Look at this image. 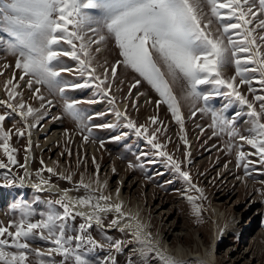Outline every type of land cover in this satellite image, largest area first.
I'll return each instance as SVG.
<instances>
[{"label": "rangeland", "instance_id": "1", "mask_svg": "<svg viewBox=\"0 0 264 264\" xmlns=\"http://www.w3.org/2000/svg\"><path fill=\"white\" fill-rule=\"evenodd\" d=\"M82 2L87 3L88 0ZM83 11L94 14V10ZM205 14H209L207 8ZM260 19H264V16L255 19L250 27L256 28ZM91 27L98 26L92 24ZM215 27L214 23L212 30ZM254 34L264 35V30L256 28ZM100 35L106 39L99 45L92 44L90 51L92 67L96 69L97 75L103 76L104 69L116 65L122 57L114 37L105 29L98 31L95 36L85 30L86 39H98ZM75 43L79 44L78 41ZM261 46L264 48V42ZM63 48L69 50L70 46L64 44ZM97 48L99 51H96ZM15 61L16 56L7 51L6 46H0V100L10 103L23 101L38 111L25 121L19 115V109L12 112L6 106H0V115L8 113L2 127L11 133L9 145L16 149L13 155L17 161L11 164L0 149V160L8 165L7 168H0V226L7 227L10 222H18L24 205L32 212L29 217L32 222L45 218L50 211L63 213L60 204L50 203L56 200L64 202L57 194L38 193L24 185L20 186L30 134L32 178L55 182L73 189L79 197L92 196L96 202V197L102 193L110 198L107 201L100 200L102 206L116 205L117 200L124 201L121 213L127 214L130 210L137 212L149 237L152 240H156V236L161 238L156 240L155 245L166 256L183 264H264V163L255 154L256 149L240 140L239 136L230 138L226 132L210 127V114L197 111L193 115L190 101L184 99V81L173 82L166 76L179 102L183 121L181 128L167 104L163 103V98L130 67L118 65L117 75L108 77L105 92L98 87L99 81L89 79L87 73L80 74L78 61L62 56L57 67L72 70L62 72V78L69 84L87 82L89 86L66 88L65 95L61 97L50 93L43 85H33V89L29 90L27 78L19 79L22 73L15 67ZM221 72L224 78H231L235 75V65H225ZM248 78L252 80L251 87L257 90L255 94L264 95V86L259 83L260 73H253ZM10 79L17 85L15 90L19 93L15 100L9 99L8 91L11 89L5 88ZM137 79L141 83L130 87ZM235 83L249 101H254V94L249 92L248 85L239 84V77ZM37 87L44 101L37 98L34 91ZM200 88L207 90L211 86ZM113 97L114 101L110 103ZM48 101H51L50 105ZM65 101H78L76 108L80 120L73 119L65 111ZM157 101L161 102L157 104ZM227 102L226 97H216L209 101V106L219 110ZM255 104L259 110V102ZM196 107H204L203 102H199ZM117 111L126 114L137 126L144 125L141 129L144 134L137 136L133 129L127 128V119L125 116L117 117ZM248 111L246 105L237 102L226 113L229 119L237 112L242 113L235 121V128L244 136L250 135ZM151 117H156V123L151 121ZM18 129L24 135H17ZM213 131H217L218 135L214 136ZM153 132V142L160 143V149H154L148 143L147 137ZM229 143L233 144L231 151L227 149ZM237 145L243 147L237 148ZM160 151L167 152L180 163L181 170L190 174L191 184L202 189L203 197L175 171L166 156L158 154ZM238 151L244 152L246 157L239 167ZM244 164H248L247 175ZM67 176H71V180L64 178ZM81 179L84 184L91 186L90 189L80 186ZM189 196L195 199L190 201ZM17 204L21 207H14ZM194 204L198 206L199 216L194 211ZM99 214L101 222L91 223L92 227L83 234L91 236L104 247L87 253L85 258L93 264L99 261L112 264L113 259L115 264H163L154 251L142 257L141 248L135 250L141 245L132 239L129 231L109 227L113 219H118L113 211ZM107 215L110 217L105 218ZM82 223L89 222L77 216L74 220L69 217L67 224L72 231L66 235L81 234L79 226ZM14 230L9 228V231ZM106 237H111L113 242L121 241V251L117 252L111 247ZM28 243L31 248H38L41 252L54 247L38 237ZM80 252L84 254L83 249ZM53 258L55 264L63 259L55 253ZM27 264H39L34 254H29ZM65 264H74V259H69Z\"/></svg>", "mask_w": 264, "mask_h": 264}, {"label": "snow or ice", "instance_id": "2", "mask_svg": "<svg viewBox=\"0 0 264 264\" xmlns=\"http://www.w3.org/2000/svg\"><path fill=\"white\" fill-rule=\"evenodd\" d=\"M205 8L209 10L207 15ZM84 9L94 10V14H89L83 11ZM260 16H264V0H88L87 3H83L82 0H0V33L6 34L0 35V46H6V50L16 56L15 67L22 73L19 79L27 78L26 85L29 90L33 89V85H43L50 93L59 94L61 97L65 95L66 88L78 89L89 86L87 82L69 84L62 78V72L72 71L67 67H57V62L62 56L78 61L80 74L87 73L89 79L99 81L98 87L103 88L105 92L108 77L114 78L117 75V66L130 67L163 98V103L167 104L181 128L183 121L179 102L166 76L173 82L182 80L185 87L184 99L190 101L193 115L197 111L210 114L212 118L210 127L218 128L219 132H226L230 138L239 136L240 140L256 149L255 154H258L260 162L264 163V95L255 94L257 90L251 87L252 80L248 78L253 73H260L259 83L264 86V48L261 46L264 35L254 34L256 28L264 30V19L259 20L256 28L250 27ZM214 23L216 27L212 30ZM92 24L98 27L93 28ZM101 29H105L114 37L119 55L122 57L116 65L105 68L103 76L97 75L96 69L92 67L90 46L99 45L106 37L100 35L98 39H86L85 36V30L95 36ZM77 41L78 45L75 43ZM64 44L70 46V49L65 50ZM96 51H99V48ZM229 64L235 65V75L224 78L221 69ZM237 77L239 84L249 86V92L254 94V101H249L238 90L235 83ZM140 83V79H137L130 87H136ZM204 85L211 88L202 90L200 86ZM16 87L11 79L5 84L6 90L11 89L8 91L10 100H15L19 95ZM34 91L39 100H45L44 96L39 95L38 87ZM216 97H226L228 100L219 110L209 106V101ZM113 101L114 97L110 103ZM201 101L204 107L197 108L196 105ZM160 102L157 101V104ZM237 102L246 105L249 110L247 115L250 117L251 127L248 129L250 133L248 136L240 135L235 128V121L241 116V112L235 113L231 119L226 115L228 109ZM255 102H259V110ZM77 103L78 101H65L64 107L73 119L80 120ZM48 104L50 105L51 101H48ZM0 106H6L12 112L19 109V115L25 121L38 111L23 101L10 103L0 100ZM41 106L43 107V104ZM7 115L8 113L0 115V149L11 164H16L13 155L16 149L9 145L11 133L2 127ZM116 116H125L127 128L133 129L137 136L144 134L141 132L144 125L137 126L135 121L128 119L126 114L119 111L116 112ZM150 119L156 123V117ZM17 135L22 136L24 133L18 129ZM154 135L155 132L147 137L148 143L152 148L160 149L162 145L153 142ZM213 135H218V132L213 131ZM232 148L233 144L229 143L227 149L231 151ZM158 154L166 156L175 171L203 197L202 189L191 184L190 174L181 170L180 163L173 160L167 152L160 151ZM245 158L244 152H237L238 167ZM7 167L8 165L0 160V168ZM244 168L247 175L248 164H244ZM5 176L7 177V173ZM64 178L71 180L72 177ZM20 180V186H23V178ZM8 183L11 184L12 181L9 180ZM80 186L86 190L91 187L84 184L82 179ZM33 187L39 188L40 185L34 184ZM92 199V196L78 199L79 204L91 205L95 211L86 217L88 224H80L81 234L76 236L66 235L68 231H72L67 220L69 217L74 220L76 215L85 216V213L78 212L73 215L68 204L56 200L50 203L60 204L63 208L62 214L50 211L45 218L32 222L29 219L32 212L24 205L18 222H10L7 227L0 226V264H27L29 254H34L39 264H55L54 253L63 258L59 264H65L69 259H74V264H93L91 260L85 258L86 254L96 248L102 249L104 245L83 233L92 227L90 222L93 218L97 223L100 222L99 212H110L114 207L117 213H121V205H108L107 208H102L99 201L110 199L102 193L96 197L95 204L91 203ZM188 199L191 201L195 198L189 196ZM14 207L21 205L17 204ZM193 208L199 216L198 206L194 204ZM123 215L121 213V216ZM118 223V219H113L109 227ZM125 227L132 228L133 225L129 223ZM9 228L15 230L9 231ZM37 229L39 231H36ZM133 234L137 243L142 246V257L154 251L163 264H183L182 261H176L156 249L151 240L143 238L142 226L139 223L135 225ZM37 237L41 241L50 242L54 247L49 248L47 252L31 248L28 241ZM106 239L117 252L121 251V241L113 242L111 237ZM81 249L84 250V254H81ZM97 264L105 262L99 261ZM112 264H115L114 259Z\"/></svg>", "mask_w": 264, "mask_h": 264}, {"label": "bare ground", "instance_id": "3", "mask_svg": "<svg viewBox=\"0 0 264 264\" xmlns=\"http://www.w3.org/2000/svg\"><path fill=\"white\" fill-rule=\"evenodd\" d=\"M200 87H202V86H200ZM27 143H28V152L25 155L24 165H23V168H24L23 176H22L23 185L25 187H27V188L33 189L34 191L46 192V193H50V194H57L59 197H61V199H64V202H66V204L69 205L70 211L72 213H74V214H76L78 212L85 213V216H79V215H76V216L78 218L84 219L87 222H89L86 219V217L88 215H92L95 210L93 209V207H91V205H81V204H79L78 203V199L80 197L77 196L74 193L73 189L67 188V187H62V186H60L59 184H57L55 182L45 181L46 183H42V180H35L34 178H32V165H31L32 161H31V159H33V151L31 150V136H30V134L28 135ZM34 184H39L40 187L39 188H35V187H33ZM117 201H118V204H120L121 207H122V203L124 204V201H122V200H117ZM91 203L95 204L96 201H94V199H93L91 201ZM108 205H113V204H108ZM108 205H103V206L101 205V207L102 208H107ZM112 211L114 212L116 218H118V220H119V223L116 226H114V228H116V229L123 228L124 232L129 231L130 232L129 234L131 235L132 239L135 240V237H134L133 233L135 231V225L137 223H139L142 226V237L145 238V239L151 240L153 246L157 249V247H156L157 245H155L156 240L159 241L161 238L159 236H156V240H152L153 238L149 237L150 235H148V233H146L144 231V229H143V221L139 220L137 212L135 213L134 210H130L127 214H124L123 216H121V213H117L115 211L114 207H113ZM99 213L105 214V213H108V212H99ZM99 213H98V215H100ZM108 217H110V216L107 215L105 218H108ZM133 217L135 219H132ZM95 222H96V219L93 218L90 223L93 224ZM129 223H131L133 225L132 228L125 227V225H127ZM141 247L142 246L136 248L135 250H140Z\"/></svg>", "mask_w": 264, "mask_h": 264}]
</instances>
